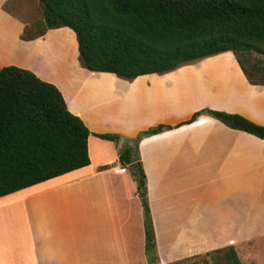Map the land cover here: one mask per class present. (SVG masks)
<instances>
[{"label":"crops","instance_id":"1","mask_svg":"<svg viewBox=\"0 0 264 264\" xmlns=\"http://www.w3.org/2000/svg\"><path fill=\"white\" fill-rule=\"evenodd\" d=\"M5 1L0 28L14 20ZM24 20L11 25L14 39L0 29V68L31 70L60 90L90 131V162L0 196V264H150L135 176L118 161L117 144L96 135L105 133L137 147L155 237L151 264L264 239V138L206 112L186 122L208 109L264 125V84L250 82L231 51L126 79L83 67L68 27L20 39ZM51 43L69 57L62 61ZM159 124L172 127L137 137Z\"/></svg>","mask_w":264,"mask_h":264},{"label":"trees","instance_id":"2","mask_svg":"<svg viewBox=\"0 0 264 264\" xmlns=\"http://www.w3.org/2000/svg\"><path fill=\"white\" fill-rule=\"evenodd\" d=\"M38 1L42 6L43 18L37 22L41 29L24 38L68 27L75 33L80 63L90 71L133 79L231 51L248 80L264 84V79H251L240 58L246 52L264 56V0ZM253 68L258 65L253 64ZM201 112L264 138V125L235 113L205 109L186 122ZM171 127L159 124L138 137ZM89 135L54 84L15 65L0 68V196L88 165ZM96 135L116 144L120 138L114 133ZM118 161L134 172L143 211L145 253L148 262L154 263V230L136 145L118 149ZM225 249L230 263L240 264L233 246Z\"/></svg>","mask_w":264,"mask_h":264},{"label":"rangeland","instance_id":"3","mask_svg":"<svg viewBox=\"0 0 264 264\" xmlns=\"http://www.w3.org/2000/svg\"><path fill=\"white\" fill-rule=\"evenodd\" d=\"M1 9L11 17L13 16L14 19L13 21L5 20L1 24L0 29H3V34L7 33L8 40H11L9 35L13 39L17 37V34L14 36V29L11 25H16L18 21L22 23L21 19H25L26 23L24 20L25 26L23 25L20 34H18L20 39H30L24 37H26L27 34L36 35L39 32V29H41L37 24V22L41 21L40 16H42V6L38 0H6L2 3ZM49 46L51 47L53 54L57 55V53H60L58 47L56 48L53 43ZM60 54L62 56V61H65L66 56L69 57V53L63 52ZM77 57L80 63L79 53ZM240 58L245 70L250 74L251 79L256 81L264 79V70L261 69V67L264 66V56L255 52H246L242 53ZM44 61L51 63L52 59L47 56L44 58ZM61 64L65 65L64 62H61ZM253 64L258 65L256 70L253 68ZM130 171L131 174L134 175L133 170L130 169ZM235 251L240 264H264V239L246 240L245 243L240 245ZM226 253L227 249L224 247L220 248V250L214 249L189 258L181 259L171 264H231Z\"/></svg>","mask_w":264,"mask_h":264},{"label":"water","instance_id":"4","mask_svg":"<svg viewBox=\"0 0 264 264\" xmlns=\"http://www.w3.org/2000/svg\"><path fill=\"white\" fill-rule=\"evenodd\" d=\"M125 143H129L130 145H133L134 144V140H127L123 137H120L118 142H117V147L118 148H121V146Z\"/></svg>","mask_w":264,"mask_h":264}]
</instances>
